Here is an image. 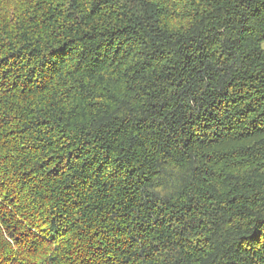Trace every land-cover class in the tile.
Segmentation results:
<instances>
[{"label":"trees","instance_id":"1","mask_svg":"<svg viewBox=\"0 0 264 264\" xmlns=\"http://www.w3.org/2000/svg\"><path fill=\"white\" fill-rule=\"evenodd\" d=\"M264 0H0V264H264Z\"/></svg>","mask_w":264,"mask_h":264},{"label":"rangeland","instance_id":"2","mask_svg":"<svg viewBox=\"0 0 264 264\" xmlns=\"http://www.w3.org/2000/svg\"><path fill=\"white\" fill-rule=\"evenodd\" d=\"M263 48H264V44H263Z\"/></svg>","mask_w":264,"mask_h":264}]
</instances>
